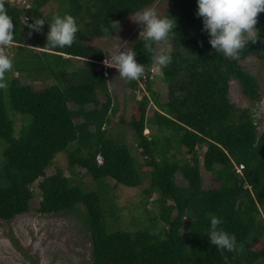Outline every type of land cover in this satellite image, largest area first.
<instances>
[{
    "label": "trees",
    "instance_id": "obj_1",
    "mask_svg": "<svg viewBox=\"0 0 264 264\" xmlns=\"http://www.w3.org/2000/svg\"><path fill=\"white\" fill-rule=\"evenodd\" d=\"M55 1L62 0H32L29 8H19L0 0L15 32L7 49L12 69L4 77L7 87L0 89V221L28 213L36 187L43 214L85 211L93 264H264V126L252 108H239L230 96L236 81L252 107L261 102L258 79L241 63L250 57L264 60V12L257 16L260 39L230 60L208 43L195 14L196 0H172L166 14L175 19L176 34L167 40L172 61L161 76L168 86L166 103L153 90L156 44L153 53L140 40L133 46L146 71L126 86L148 94L119 125L135 133V156L124 129L110 127L119 106L98 69L105 53L88 43L104 39L106 24L121 26L132 12L157 0H65L66 6L45 16L42 9ZM54 13L76 18L79 30L71 47L50 48L36 32L24 39L33 17L50 21ZM86 19L91 28L82 33ZM78 59L83 67L71 70ZM23 77L53 83L37 91ZM150 127L156 132L146 135ZM204 148L203 167L214 176L209 190L203 189L199 159ZM61 153L68 156L69 176L59 168L48 176ZM83 170L92 178V189L80 177ZM179 173L185 185L178 182ZM146 180V201L157 196L158 215L150 227L123 225L115 188H140ZM210 215L236 236L237 251L221 253L209 243Z\"/></svg>",
    "mask_w": 264,
    "mask_h": 264
},
{
    "label": "rangeland",
    "instance_id": "obj_2",
    "mask_svg": "<svg viewBox=\"0 0 264 264\" xmlns=\"http://www.w3.org/2000/svg\"><path fill=\"white\" fill-rule=\"evenodd\" d=\"M10 1L13 5L19 8H29L32 0H2ZM172 0H157L152 5L157 7L162 15L172 7ZM66 6L65 0L55 1L49 3L42 9L45 16L51 15L54 11ZM131 16L119 27L117 34L114 36L118 38L119 42L125 48L132 47L140 40L138 33L140 28L137 24L132 22ZM29 22L25 19V24ZM91 28L89 20L80 23L82 33H85ZM257 29V26L255 25ZM48 29L42 30L38 33L39 37H46ZM25 40L32 39V35L26 33ZM118 41L105 40V39H92L88 44L101 49L105 53L107 59L114 51V45ZM123 50V49H121ZM161 50L168 53L171 52L169 41L156 44L155 55L159 54ZM83 61L75 60L73 68L75 70L83 67ZM242 67L253 74L260 84L261 102L252 107L248 98L243 94L240 85L236 81L231 83V100L239 108H252L256 117L261 120L260 128L264 124V60H259L256 57H250L241 63ZM102 66L98 69L100 70ZM155 80L153 90L159 93V99L162 103L168 101V86L161 79L162 73H157L152 68ZM19 76L17 72L15 76ZM22 81L31 85L35 90L41 91L52 84V81L44 83L43 81H32L30 79L22 78ZM109 91L114 98L115 104L119 106V113L113 118L111 128L124 129L123 134L126 142L131 148L132 154L137 156L139 150L137 148V141L135 133L132 129L119 125L120 119H130L133 105L136 101L141 100L144 94L134 91L126 86V80L122 79L115 68L108 70ZM145 91V86L142 87ZM142 91V92H143ZM91 107V106H89ZM154 107L149 111V117L152 116ZM21 122L17 119L16 130H20ZM156 132L152 127L145 131L146 135ZM206 148L202 149L199 153V159L202 167L203 189L209 190L213 187L214 176L207 172L203 167L204 154ZM141 160V159H140ZM68 156L61 153L57 156L54 165L47 170V175L50 176L56 172V168L62 169L66 175L68 172ZM145 173L149 171L144 170ZM81 179L84 181L88 189L93 188L92 178L87 175L85 171H81ZM179 183L186 184L182 175L177 174ZM41 181V180H40ZM114 186V182H110ZM149 186V180L140 188H128L119 185L114 190L115 201L120 209L121 222L123 225L134 223L136 226L140 223H146L149 227L152 225L153 218L158 215V207L155 205L154 200L157 198L153 195L149 201H146L144 190ZM35 198L31 202L30 210L28 213L17 216L11 222L0 221V264H93L92 262V247L89 240V233L84 224L85 211L81 208L80 213H69L66 215H49L43 214L39 211L40 208V195L39 190L34 187ZM146 208V210H145ZM152 220V221H151ZM161 225H159L160 227ZM16 240L18 243L14 242Z\"/></svg>",
    "mask_w": 264,
    "mask_h": 264
},
{
    "label": "clouds",
    "instance_id": "obj_3",
    "mask_svg": "<svg viewBox=\"0 0 264 264\" xmlns=\"http://www.w3.org/2000/svg\"><path fill=\"white\" fill-rule=\"evenodd\" d=\"M196 4L195 14L202 19V31L207 34L208 43L215 53L230 60H237L250 43L254 44L260 39L255 25L258 14L264 12V0H196ZM130 19L139 26L138 36L143 49L148 53H153V45L160 44L176 34L175 19L167 14L162 15L154 6L132 12ZM45 23L48 26V47L64 48L73 45L79 30L74 16L69 13H54L50 21L33 17V22L27 25L31 30L29 35L32 32H42ZM119 27V21H111L101 29L105 40L118 41L114 45L113 53L103 63L107 67L115 68L119 76L126 81L139 80L145 74V65L137 62V52L132 47L125 48L124 44L113 36ZM14 37L12 17L3 4H0V89L7 87L4 77L12 69V59L7 49L14 43ZM171 61L172 56L161 50L159 54L153 55L154 70L162 73V69ZM209 220L205 233L209 243L221 253L237 251V238L221 227L223 221L215 215H210ZM240 247L242 248V245Z\"/></svg>",
    "mask_w": 264,
    "mask_h": 264
},
{
    "label": "built area",
    "instance_id": "obj_4",
    "mask_svg": "<svg viewBox=\"0 0 264 264\" xmlns=\"http://www.w3.org/2000/svg\"><path fill=\"white\" fill-rule=\"evenodd\" d=\"M103 61L101 63H99V64H100V66H102L101 69H103L105 77L108 78V70H109L110 67L105 66L104 63H103ZM241 169H242V167H240L238 169V171L241 172Z\"/></svg>",
    "mask_w": 264,
    "mask_h": 264
},
{
    "label": "crops",
    "instance_id": "obj_5",
    "mask_svg": "<svg viewBox=\"0 0 264 264\" xmlns=\"http://www.w3.org/2000/svg\"><path fill=\"white\" fill-rule=\"evenodd\" d=\"M78 60H81L82 61V59H78Z\"/></svg>",
    "mask_w": 264,
    "mask_h": 264
}]
</instances>
